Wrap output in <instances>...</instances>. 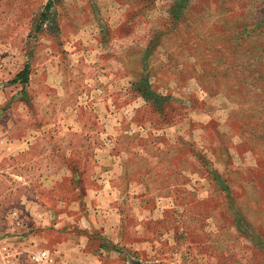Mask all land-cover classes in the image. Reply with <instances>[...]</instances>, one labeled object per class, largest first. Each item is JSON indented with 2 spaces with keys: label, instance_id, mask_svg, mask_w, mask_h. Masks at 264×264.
Returning <instances> with one entry per match:
<instances>
[{
  "label": "rangeland",
  "instance_id": "1",
  "mask_svg": "<svg viewBox=\"0 0 264 264\" xmlns=\"http://www.w3.org/2000/svg\"><path fill=\"white\" fill-rule=\"evenodd\" d=\"M2 138L20 264H264V0H0Z\"/></svg>",
  "mask_w": 264,
  "mask_h": 264
},
{
  "label": "built area",
  "instance_id": "2",
  "mask_svg": "<svg viewBox=\"0 0 264 264\" xmlns=\"http://www.w3.org/2000/svg\"><path fill=\"white\" fill-rule=\"evenodd\" d=\"M16 214V212H15ZM19 252L8 250L0 252V264H20ZM49 261L48 251L46 249H36L29 255V264H47Z\"/></svg>",
  "mask_w": 264,
  "mask_h": 264
},
{
  "label": "crops",
  "instance_id": "3",
  "mask_svg": "<svg viewBox=\"0 0 264 264\" xmlns=\"http://www.w3.org/2000/svg\"><path fill=\"white\" fill-rule=\"evenodd\" d=\"M5 138H2V139H0V145H2V144H7L6 145V147L9 149V150H11V151H13V145H15L14 144V142H10V144L8 143V141L7 140H4ZM13 144V145H12ZM9 146V147H8ZM95 192H97V194H98V192L99 193H101V192H103V191H98V190H96ZM51 218H50V220H52L53 221V219H52V216H50Z\"/></svg>",
  "mask_w": 264,
  "mask_h": 264
},
{
  "label": "water",
  "instance_id": "4",
  "mask_svg": "<svg viewBox=\"0 0 264 264\" xmlns=\"http://www.w3.org/2000/svg\"><path fill=\"white\" fill-rule=\"evenodd\" d=\"M133 264H142V263L139 261H135V262H133Z\"/></svg>",
  "mask_w": 264,
  "mask_h": 264
},
{
  "label": "trees",
  "instance_id": "5",
  "mask_svg": "<svg viewBox=\"0 0 264 264\" xmlns=\"http://www.w3.org/2000/svg\"><path fill=\"white\" fill-rule=\"evenodd\" d=\"M49 5H50V3H49Z\"/></svg>",
  "mask_w": 264,
  "mask_h": 264
}]
</instances>
